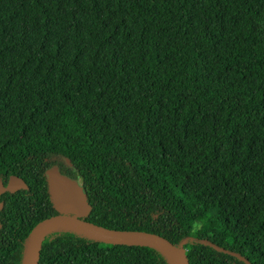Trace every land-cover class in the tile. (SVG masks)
<instances>
[{"label": "trees", "instance_id": "obj_1", "mask_svg": "<svg viewBox=\"0 0 264 264\" xmlns=\"http://www.w3.org/2000/svg\"><path fill=\"white\" fill-rule=\"evenodd\" d=\"M77 181L108 230L188 264H264V0H0V264H24ZM37 264H168L158 250L47 232Z\"/></svg>", "mask_w": 264, "mask_h": 264}, {"label": "water", "instance_id": "obj_2", "mask_svg": "<svg viewBox=\"0 0 264 264\" xmlns=\"http://www.w3.org/2000/svg\"><path fill=\"white\" fill-rule=\"evenodd\" d=\"M47 190L53 208L59 213L56 216L38 222L30 231L27 238L24 264H37L39 249L44 235L54 231L60 224L70 225L73 232L106 244L143 246L160 251L170 264L166 255L177 260L179 264H188L184 251L178 250L165 239L142 232H121L108 230L82 221L78 217H85L89 210L85 194L77 181L60 174L56 166H51L44 172ZM25 183L15 176H9L5 185L0 181V195L4 192L14 193L25 190ZM1 207V205H0ZM70 231V230H67Z\"/></svg>", "mask_w": 264, "mask_h": 264}, {"label": "bare ground", "instance_id": "obj_3", "mask_svg": "<svg viewBox=\"0 0 264 264\" xmlns=\"http://www.w3.org/2000/svg\"><path fill=\"white\" fill-rule=\"evenodd\" d=\"M53 229H55V230H70V231H73L72 226H70V225H64V224H60V225L56 226V227L53 228ZM166 256H167V258H168L170 264H179V263L177 262V260L174 259L173 257H171V256H169V255H166Z\"/></svg>", "mask_w": 264, "mask_h": 264}, {"label": "flooded vegetation", "instance_id": "obj_4", "mask_svg": "<svg viewBox=\"0 0 264 264\" xmlns=\"http://www.w3.org/2000/svg\"><path fill=\"white\" fill-rule=\"evenodd\" d=\"M1 205V204H0ZM1 208V207H0Z\"/></svg>", "mask_w": 264, "mask_h": 264}]
</instances>
